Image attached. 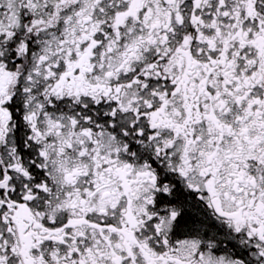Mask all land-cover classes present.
I'll return each mask as SVG.
<instances>
[{"label":"snow or ice","instance_id":"snow-or-ice-1","mask_svg":"<svg viewBox=\"0 0 264 264\" xmlns=\"http://www.w3.org/2000/svg\"><path fill=\"white\" fill-rule=\"evenodd\" d=\"M0 264H264V0H0Z\"/></svg>","mask_w":264,"mask_h":264}]
</instances>
